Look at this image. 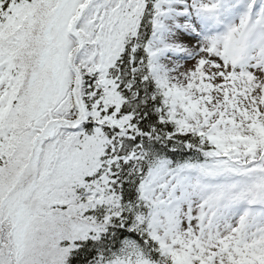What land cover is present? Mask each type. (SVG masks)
<instances>
[{"label":"snow or ice","instance_id":"6c2138e0","mask_svg":"<svg viewBox=\"0 0 264 264\" xmlns=\"http://www.w3.org/2000/svg\"><path fill=\"white\" fill-rule=\"evenodd\" d=\"M0 264H264V0H0Z\"/></svg>","mask_w":264,"mask_h":264}]
</instances>
